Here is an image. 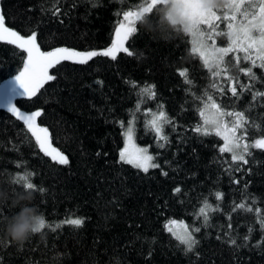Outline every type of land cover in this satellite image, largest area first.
Masks as SVG:
<instances>
[{"label":"trees","instance_id":"16d2710c","mask_svg":"<svg viewBox=\"0 0 264 264\" xmlns=\"http://www.w3.org/2000/svg\"><path fill=\"white\" fill-rule=\"evenodd\" d=\"M146 1L95 0L98 6L94 8L90 0H0V12L9 29L24 36L37 30L43 51L57 47L90 50L109 46L122 13ZM222 4L213 0L218 14ZM55 7L61 9L58 17L47 11ZM165 11L167 7L160 8L151 19L145 14L143 23H134L138 31L128 37L126 45L135 55L121 52L115 61L98 55L85 64L61 61L50 69L56 79L45 83L37 96H16L15 104L23 110H41L38 124L49 130L51 144L67 156V165L44 155L34 138H28L30 133L25 135V125L0 108L3 264H264V231L255 214L259 208L264 216V149H253L249 164L240 162L241 170L232 171L235 164L230 165V155L219 152L221 139L192 131L201 123L198 109L202 103L196 97L207 92L223 108L245 112L248 139L264 136V97L252 102L251 92H240L239 84V99L231 97V81L212 77L191 54L189 36L177 31L181 26L166 19ZM221 29L226 31L225 24ZM24 58L21 49L0 41V83L20 71ZM247 66L250 62L242 59L239 66H229L227 75L247 83L248 77L238 71ZM183 69H188L191 85L178 74ZM254 72L260 79L253 82V91H264V69L257 67ZM212 83L218 87L211 88ZM148 85L155 86L154 98L142 92ZM13 87L17 93L23 91L16 82L3 94L8 95ZM148 109H163L172 120L163 127L167 142L156 139L149 129ZM129 121L135 140L148 147L160 167L146 173L120 161L118 151ZM26 172L33 174L34 185L46 191H35L30 201L17 202L25 193L14 186L13 179ZM177 188L179 192L174 191ZM216 193H223V199L217 200ZM253 200L252 213L243 209L231 213L235 204L249 205ZM206 203L207 222L200 214ZM25 206L35 207L47 224L17 241L7 235V224ZM217 206L220 210L213 211ZM72 218L83 219V225L61 224ZM171 219L200 228L194 233L198 244L193 252L186 253L185 246L165 229ZM228 223L237 246L226 242ZM258 241L260 246H256Z\"/></svg>","mask_w":264,"mask_h":264},{"label":"snow or ice","instance_id":"6c2138e0","mask_svg":"<svg viewBox=\"0 0 264 264\" xmlns=\"http://www.w3.org/2000/svg\"><path fill=\"white\" fill-rule=\"evenodd\" d=\"M59 0H55L58 3ZM92 7H97L98 4L95 0H90ZM76 3H73V7ZM167 7L170 11L166 15L174 26L182 25V28H177L178 32L186 33L191 36V54L198 55L203 62V67L206 68L212 77H219L221 73H224L225 79L231 81L228 91L231 97L239 99L237 85L239 84L240 92L249 91L251 92V101L256 102L258 97H264V91L256 90L253 82L258 81L260 78L254 72V69L259 67L264 69V0H230L226 7L234 10L236 14L218 15L215 7L211 6L210 0H150L137 12L124 11L123 20L127 21L128 24H120L116 30V41L110 47L105 50H92V51H78L69 49L67 47H58L49 51H42L41 47L37 42L38 31L30 30V34L25 37L18 33L17 30L9 29L6 26V19L2 12H0V41H6L8 44L15 45L26 53V60L24 62L23 71L15 78L19 83L20 88L23 89L20 95H27L29 98L37 96L40 90L44 87L45 83L55 80L54 74H49V70L54 65H58L61 61L74 60L77 63L85 64L92 58L101 55L104 57H110L111 60L115 61L117 55L121 52L128 56H133L135 53L130 50V47L125 46V41L129 35L138 31L136 27H133L134 23L131 18L136 17V22L143 23L145 14L147 18L151 19L154 12H158L160 8ZM31 10V9H30ZM51 11V15L58 17L61 9L55 7ZM237 16L240 17L241 23L237 28L235 23ZM246 21V23H245ZM258 21V22H257ZM63 23V21H60ZM221 24H225L228 31L221 29ZM255 33H258L254 35ZM207 33V35H206ZM217 37H224L222 43H226L227 46L217 47ZM183 38V37H182ZM209 43L211 48H209ZM246 45V46H245ZM243 52L244 55L241 57L236 54L231 56L230 59L227 57L233 53ZM252 52H255L260 63H257V59H253ZM244 62H250V66L239 67L238 71L243 73L245 77H248L247 83H241L238 77L226 75L229 72V66H239L241 60ZM234 62V63H233ZM181 77H184V83L191 85L192 80L188 78V69L179 70L178 73ZM135 86V85H134ZM154 85H148L142 89L145 96L149 98L155 97ZM211 88H217V84L212 83ZM221 93L225 92L224 88H219ZM17 94L16 89L13 87L9 90L7 96L8 111L11 112L17 120L22 121L26 125L27 133H30L29 139L34 138L36 144L39 146L46 156L51 157L52 161L57 162L60 165H67L69 160L67 156L52 147L49 140V130L46 127H41L36 124L37 117L41 116V110L32 112L31 114H24L19 108L11 104V99ZM197 100L201 101L203 108L198 109V115L202 118V123H198L192 131L199 133L203 136H209L215 134L218 137H222L224 144L219 147V152L230 153V165L235 164L232 171H240V162L247 165L249 164V157L253 156L250 149H264V136L261 138L254 139L251 143L247 142L249 135V129L246 125L249 124V119L246 117L245 112L224 110L221 104H218L213 96L207 92L202 97H196ZM264 106V105H262ZM214 110V111H212ZM149 113L151 109L147 110ZM206 112L208 113L206 115ZM221 117H232L231 127L229 122L222 124ZM159 122V123H158ZM131 123V121H129ZM172 124V120L166 116L163 111L155 114L151 121H149V127H151L159 137V139L167 142V136L163 135L164 124ZM123 126V122H121ZM209 126H212L211 129ZM255 128L260 129V125L256 124ZM238 130H242L241 135H236ZM133 129L127 128V145L120 152V161L132 164L136 168L142 169L144 172H148L150 167H160L159 164L152 163L153 157L147 154L146 149L135 148L132 143ZM241 140L245 142L242 144ZM164 145H161L163 147ZM17 167H20L17 163ZM251 171V168L248 169ZM163 175H167V172H162ZM33 174L26 172L21 174L19 177L13 179L15 187L19 188L25 194L38 191L44 193L46 190L38 188L30 181V177ZM233 183L239 184V180H234ZM175 192H179L180 189H174ZM216 199L222 200L223 193H216ZM253 200L252 204L246 205L245 203L235 204L232 208L231 213H235L237 209H243L248 213L253 212ZM209 206L207 203L204 207L200 208V214L204 216L205 222L208 220L206 208ZM213 211L220 210L219 206L212 209ZM260 209H255L256 222L259 224L260 229L264 231V216L260 215ZM231 213L227 219L231 220ZM84 223L83 219L72 218L62 221L61 224H69L72 226L80 227ZM175 220L171 221V225H175ZM46 220L43 217L39 227L34 233L40 232L46 227ZM60 225L52 227V231H56V228ZM229 231L224 233L227 238L226 242L229 246H237V240L232 235V224L227 225ZM180 228L182 232L174 231L173 227H167V231L171 233L181 245H184V251L193 252L197 246L198 241L195 238L194 233L200 231L199 227H190L186 224H181ZM249 233L253 231L251 227L248 229ZM33 234V233H32ZM217 239H220L218 236ZM245 242L249 240V236L244 237ZM261 242L258 241L256 246H260ZM151 253H149V256ZM198 256L199 254L196 253ZM0 264H3V258L0 257Z\"/></svg>","mask_w":264,"mask_h":264},{"label":"rangeland","instance_id":"374dc122","mask_svg":"<svg viewBox=\"0 0 264 264\" xmlns=\"http://www.w3.org/2000/svg\"><path fill=\"white\" fill-rule=\"evenodd\" d=\"M226 1V3L225 4H222V11L218 14V15H222V14H227V15H233V14H236L235 12H234V10H232V9H230V8H228V7H226V5L230 2V0H225ZM147 2H150V0H148V1H146L144 4H142L140 7H138V8H136V9H133V10H130V11H133V12H137V11H139V9L141 8V7H143V6H146V3ZM210 4H211V6H213V3H212V0H210ZM170 10L167 8V11H165L166 12V14L169 12ZM123 14V13H122ZM131 20L134 22V23H136V17L135 16H133L132 18H131ZM258 22V21H257ZM125 24V25H127L128 24V22L127 21H124L123 20V15H122V17H121V19L119 20V23H117V24H115L116 26H115V29H114V31H113V36H112V42H111V44L109 45V46H107V47H104V48H100V49H88V50H78V49H74V48H69V49H74V50H78V51H82V52H84V51H92V50H97V51H99V50H105V49H107L108 47H110L113 43H115V41H116V35H115V33H116V30H117V28H119V26H120V24ZM132 24V26L133 27H135V24ZM235 23V26L238 28L239 27V25H240V23H241V20H240V17L239 16H237V21L236 22H234ZM245 23H246V21H245ZM177 24H179V21L177 22ZM181 26V28H182V25H180ZM226 31H228V29H226ZM256 34H258V33H255L254 32V35H256ZM131 35V34H130ZM129 35V36H130ZM188 35V34H187ZM206 35H207V33H206ZM28 36V35H27ZM27 36H25V37H27ZM189 36V43H190V47H191V36L190 35H188ZM218 38V37H217ZM127 41V40H126ZM126 41H125V46H127L126 45ZM216 46L217 47H220V46H227V44L225 43V44H223V43H218V41H217V44H216ZM246 46V45H245ZM58 48V47H57ZM68 48V47H67ZM209 48H211V44L209 43ZM52 49H55V48H52ZM52 49H50V50H52ZM43 51V50H42ZM47 51H49V50H47ZM236 54H238V55H244V53L243 52H239V53H234V55H236ZM197 57H198V55H196ZM241 56V57H242ZM252 57H253V59H258V57H257V55L255 54V52H252ZM199 58V57H198ZM200 59V58H199ZM25 60H26V53H25V58H24V62H25ZM68 61H73V62H75V59L74 60H68ZM200 61H201V63L203 64V62H202V60L200 59ZM23 67H24V64H23ZM23 67L20 69V71H18L17 73H15V75H13L11 78H9V79H7V80H5V81H3V82H1L0 83V108L1 109H4V110H6V112L8 111V103H7V96L8 95H4L3 93H5L6 92V90H7V88L8 87H10L11 85H13L14 83H16L17 81H16V77L20 74V72L21 71H23ZM49 74H51L50 73V70H49ZM227 75V74H226ZM221 76H225V74L224 73H221ZM23 92V91H22ZM22 92H20V93H22ZM16 96L18 97V96H21V97H24V98H29L26 94L25 95H20L19 93H17L14 97H12V99H11V104L13 105V106H16L17 108H19L24 114H31L32 112H34V111H37V110H32V111H26V110H23L22 108H20V107H18L16 104H15V98H16ZM201 106H200V108H203V104H200ZM149 110V109H148ZM224 110H230V109H226V108H224ZM160 111H163V109H161V110H157V111H153V110H151V112L149 113L147 110H145V112L146 113H148L149 114V117H148V126H149V121H151L152 120V118H153V116L155 115V114H158ZM212 111H214V110H212ZM233 111V110H232ZM9 112V111H8ZM164 112V111H163ZM10 114H12L11 112H9ZM208 113L206 112V115H207ZM13 115V114H12ZM14 116V115H13ZM199 116V115H198ZM15 117V116H14ZM16 118V117H15ZM38 118V117H37ZM221 119V122H222V124L224 123V122H229V127H231V121L234 119V118H232V117H221L220 118ZM200 120H201V123H202V118H200ZM22 122V121H21ZM23 123V122H22ZM159 123V122H158ZM36 124L38 125V126H41V127H45V126H42V125H40V124H38V120L36 119ZM25 127H26V125H25ZM128 127H131L132 129H134L133 128V123H132V121H131V123H129L126 127H125V129L123 130V134H122V136H123V144H122V146H121V148H120V150L118 151L119 152V158H120V152H121V150L127 145V135H126V132H127V128ZM211 127L212 126H209V128L211 129ZM27 129V128H26ZM149 129H151L152 131H153V133L155 134V136H156V139H159V137L157 136V134H156V132L151 128V127H149ZM241 132H242V130H238L237 131V133H236V135H241ZM220 139H221V146H223V144H224V141H223V139H222V137H219ZM259 138H261V137H259ZM136 139V137H135V133H134V130H133V133H132V143L135 145V148H138V149H148V147L147 146H143V145H141V144H139L138 142H137V140H135ZM247 139V142L248 143H251L254 139H248V138H246ZM255 139H258V138H255ZM35 140V139H34ZM49 140H50V137H49ZM245 141L244 140H241V143L243 144ZM50 143H51V141H50ZM52 145V147H54V148H56L58 151H60L57 147H55L53 144H51ZM220 146V147H221ZM37 147L39 148V146L37 145ZM40 150V149H39ZM253 149H250V151H252ZM42 152V151H41ZM61 152V151H60ZM43 153V152H42ZM44 154V153H43ZM147 154L148 155H151L150 153H149V151L147 150ZM230 156H231V154L230 153H228ZM45 155V154H44ZM65 155V154H64ZM66 156V155H65ZM152 156V155H151ZM229 156V157H230ZM49 157V156H48ZM50 159H51V157H49ZM52 160V159H51ZM152 163H154L153 161H152ZM130 165H132V164H130ZM132 166H134V165H132ZM135 167V166H134ZM151 168V167H150ZM137 169V168H136ZM139 169V168H138ZM140 170H142V169H140ZM143 171V170H142ZM173 220H175L177 223L175 224V225H171V221H173ZM181 224H185V222L184 221H182V220H177V219H171V220H169V221H167V223L165 224V229L167 230V227H169V226H171V227H173V229H174V231H176V232H182V229L180 228V225ZM169 233V232H168ZM171 234V233H170ZM172 235V234H171ZM173 236V235H172ZM174 237V236H173ZM175 238V237H174Z\"/></svg>","mask_w":264,"mask_h":264},{"label":"clouds","instance_id":"9594fccd","mask_svg":"<svg viewBox=\"0 0 264 264\" xmlns=\"http://www.w3.org/2000/svg\"><path fill=\"white\" fill-rule=\"evenodd\" d=\"M32 198L33 195L28 193L19 197L17 202L21 200L30 201ZM42 219V214H40L35 207L25 206L8 221L7 235L17 241H22L35 232Z\"/></svg>","mask_w":264,"mask_h":264},{"label":"bare ground","instance_id":"6f19581e","mask_svg":"<svg viewBox=\"0 0 264 264\" xmlns=\"http://www.w3.org/2000/svg\"><path fill=\"white\" fill-rule=\"evenodd\" d=\"M223 4H225L226 3V1L225 0H220ZM212 3H213V0H212Z\"/></svg>","mask_w":264,"mask_h":264}]
</instances>
